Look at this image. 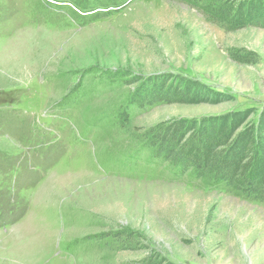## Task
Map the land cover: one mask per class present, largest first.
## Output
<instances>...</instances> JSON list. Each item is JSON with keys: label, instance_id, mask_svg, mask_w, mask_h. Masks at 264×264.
Segmentation results:
<instances>
[{"label": "rangeland", "instance_id": "obj_1", "mask_svg": "<svg viewBox=\"0 0 264 264\" xmlns=\"http://www.w3.org/2000/svg\"><path fill=\"white\" fill-rule=\"evenodd\" d=\"M240 1L0 0V264H264V200L151 145L264 116Z\"/></svg>", "mask_w": 264, "mask_h": 264}, {"label": "trees", "instance_id": "obj_2", "mask_svg": "<svg viewBox=\"0 0 264 264\" xmlns=\"http://www.w3.org/2000/svg\"><path fill=\"white\" fill-rule=\"evenodd\" d=\"M229 12L242 27L264 26V0L237 2ZM142 86L146 91L138 98L140 104L170 100L162 82L146 81ZM210 98L221 100L216 95ZM247 118L241 112L214 117L211 123L220 127L214 133L200 121L191 127H162L154 131L151 145L165 157L192 167L199 176H213L248 197L264 200V116L256 126Z\"/></svg>", "mask_w": 264, "mask_h": 264}]
</instances>
